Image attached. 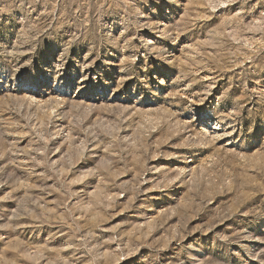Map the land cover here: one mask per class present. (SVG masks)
Returning a JSON list of instances; mask_svg holds the SVG:
<instances>
[{"label":"rangeland","instance_id":"1","mask_svg":"<svg viewBox=\"0 0 264 264\" xmlns=\"http://www.w3.org/2000/svg\"><path fill=\"white\" fill-rule=\"evenodd\" d=\"M0 264H264V0H0Z\"/></svg>","mask_w":264,"mask_h":264}]
</instances>
